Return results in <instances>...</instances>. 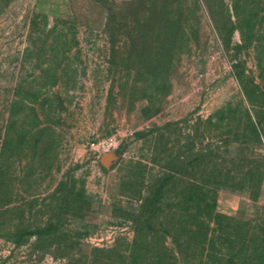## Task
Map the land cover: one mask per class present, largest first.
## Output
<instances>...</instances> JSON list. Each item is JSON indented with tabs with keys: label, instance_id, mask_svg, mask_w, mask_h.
<instances>
[{
	"label": "rangeland",
	"instance_id": "1",
	"mask_svg": "<svg viewBox=\"0 0 264 264\" xmlns=\"http://www.w3.org/2000/svg\"><path fill=\"white\" fill-rule=\"evenodd\" d=\"M251 121L264 156V0H0V264L129 243L163 173L164 210L140 220L171 225ZM261 164L258 195L218 187L217 211L264 216Z\"/></svg>",
	"mask_w": 264,
	"mask_h": 264
},
{
	"label": "trees",
	"instance_id": "2",
	"mask_svg": "<svg viewBox=\"0 0 264 264\" xmlns=\"http://www.w3.org/2000/svg\"><path fill=\"white\" fill-rule=\"evenodd\" d=\"M240 21L246 23L247 19L244 17ZM175 24L180 26L179 16L175 17ZM256 123L251 121L250 125H242L237 143L240 156L229 158L233 166H228L223 158L224 152H229L228 143H224L220 160L208 161L210 168L202 183L193 179L186 192H177V201L183 205L176 209L177 217L172 213L175 220L171 225L160 223L157 227L147 218L140 220L144 212H147L146 217H157L164 210L162 200L168 192L169 178L163 173L155 180L153 189L139 208L140 213L136 214L134 236L129 243L124 245L117 239L110 246L91 247L87 254L67 255L60 264H171L180 258L186 263L196 264H264V216L250 222L215 209L218 187L246 188L253 197L258 195L264 156L256 152V143L261 142L262 134ZM215 167L219 172H213ZM26 228L16 226L12 231L11 237L16 238V244L23 242V234L32 233ZM42 229L50 231L52 225L47 224ZM149 230L153 235L148 239L146 235ZM166 234H171L178 246L175 253H169L164 244L163 235ZM56 242L48 240L46 245Z\"/></svg>",
	"mask_w": 264,
	"mask_h": 264
},
{
	"label": "built area",
	"instance_id": "3",
	"mask_svg": "<svg viewBox=\"0 0 264 264\" xmlns=\"http://www.w3.org/2000/svg\"><path fill=\"white\" fill-rule=\"evenodd\" d=\"M91 144H93V142H91Z\"/></svg>",
	"mask_w": 264,
	"mask_h": 264
}]
</instances>
